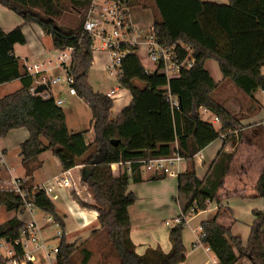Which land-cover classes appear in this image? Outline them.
I'll use <instances>...</instances> for the list:
<instances>
[{"label": "trees", "instance_id": "1", "mask_svg": "<svg viewBox=\"0 0 264 264\" xmlns=\"http://www.w3.org/2000/svg\"><path fill=\"white\" fill-rule=\"evenodd\" d=\"M114 1L128 7L133 3V0ZM152 2L153 34L163 45H175L178 58L189 60L191 65L181 67L178 75L167 78L158 71H148L132 51L122 60L118 78L119 86L127 89L132 99L110 119L113 100L104 93L94 92L87 82L92 40L82 33V25L90 0H0V5L18 15L25 24L34 23L48 34L53 48L74 47L69 73L77 96L90 109L94 134L87 143L86 131L68 130L64 111L54 103L53 97L43 99L29 92L32 77L20 69L13 53L15 44L25 42L22 28L17 26L7 33L0 28V84L16 79L21 83L18 90L0 96V137L17 128L28 131V138L20 144L22 165L28 177L37 168L38 154L45 150L52 152L63 171L81 166V180L87 184L95 204H80L91 206L98 213L99 228L91 236L104 233L111 247V251H104L105 256L115 255L116 264H180L186 254L182 241L185 219L204 210L208 202H215L218 211L201 221L198 240L213 252L217 264H234L243 256L252 264H264V208L253 211L245 245L217 221L221 208L217 191L233 158L232 153L224 151V145L235 134L223 137L224 144L203 179L197 177L193 159L194 154L227 130L240 129V116L230 114L213 96L219 84L204 67L206 60H214L223 80L243 92L264 91V0H227L224 4L203 0ZM69 11L78 13V24L73 28L58 25L56 20ZM170 97L176 98L177 108L172 106ZM202 108L218 119L217 129L200 117ZM175 154L184 158L186 168L176 175L175 201L180 221L169 229L170 250L147 247L138 254L130 238L128 213L136 196L128 190V184L129 180H143L141 167L132 164L129 171L124 168L118 176H113L109 165ZM164 176L157 174L151 179ZM27 185V179L20 181L21 187ZM255 191L256 196L264 198V166ZM34 198L36 207L51 214L62 230L55 264H89L93 252L87 240L81 244L68 242L64 225L45 191L36 190ZM0 207L18 215L22 199L14 191L0 190ZM17 215L0 224V237H10L19 230L23 218Z\"/></svg>", "mask_w": 264, "mask_h": 264}, {"label": "crops", "instance_id": "2", "mask_svg": "<svg viewBox=\"0 0 264 264\" xmlns=\"http://www.w3.org/2000/svg\"><path fill=\"white\" fill-rule=\"evenodd\" d=\"M203 1L212 2V0ZM219 1L218 4L227 3V0ZM131 16L135 25H142L136 16L132 14ZM17 26H21L25 42L24 44H15L13 53L18 59L22 71H24V66L26 64L43 62L53 58L50 53L53 50L51 37L45 34L38 25L34 23L25 24L18 15L0 5V28L7 33ZM151 28L152 25H150V29ZM137 55L139 59L141 55L142 59L147 61L146 65L140 59L142 65L147 70L153 68V64L147 60L142 51H139ZM106 61L107 56L105 52L99 51L92 53V63L88 71L87 82L94 92L99 91L94 88L96 84H93L94 82L90 80L91 72L94 71V77L98 78L100 73L107 71L105 68ZM204 67L209 71L213 80L219 84L218 88L213 93L214 98L220 101L230 114L240 116L238 120L240 129L237 134H235V137L229 139L224 145V151L232 153L233 158L229 163L222 184L217 191V196L221 205L217 221L222 226L229 228L231 234L238 236L242 241V245H245L253 222V211H261L264 208V198L256 196L255 191L257 180L264 166V91L257 89L247 94L229 81L223 80L218 65L214 60H206ZM46 73L50 76L62 75L63 70L52 65ZM116 80L117 86H119L118 79ZM117 86H115V89L110 90L115 92ZM20 87L21 83L18 79L2 83L0 84V96L12 93ZM50 91L54 98L62 100V104L65 103L66 105H70L69 107L72 111L80 109V107H78V109L75 107L76 100L82 101L85 106H87L86 102L79 96L69 95L67 89L62 85H53L50 87ZM131 99L130 92L125 88H121L117 97L112 99L113 106L110 109L109 118L114 119L119 112L131 102ZM61 108L63 109V107ZM68 109L69 108L63 109L68 130L71 132L85 130V140L87 143L91 142L94 137L90 124L91 118L87 120L89 121L88 128L79 129L77 115L79 116L81 111H78V114L71 112V118L70 121H68ZM112 109H114L113 113H111ZM199 112L202 119L208 120L218 127V123L208 111L202 108ZM28 136V131L25 128H17L10 130L4 137H0V149L5 158V164L0 170V190H9L13 185L14 179H27V186H35L46 180L54 179L58 176L61 177L63 175L62 172L64 171L57 158L50 150H45L38 154L36 158L35 164L37 168L32 172L30 177L26 176L25 169L22 165V157L20 155V144L25 141ZM88 139H90V141H88ZM42 140L46 143L45 139ZM223 144V138L220 136L194 154V166L199 179H203L211 162L214 160ZM80 168V165H76L69 169L73 185L78 189L80 196L70 197L67 195L68 189L64 188L54 191V198L52 199L55 211L64 225L65 237L66 234L69 235L66 237L68 242H74L75 239L83 236L86 227L92 225L91 230L93 231L99 228L97 211L93 207L85 208L80 204H95L89 193L86 194L85 198L81 196V192L86 190L88 186L81 180ZM185 168L186 162L185 160H181L173 168L175 172L174 175H165L164 178L152 180V176L160 173L143 171L141 173L142 181L132 182L129 180L128 190L136 195V201L128 207L131 224L130 238L135 245L136 253L142 254L147 247L156 246H159L164 252L170 250L171 245L168 241L169 228H166L165 233L159 231L160 229L156 230L153 228V222L160 221L164 215L160 211L150 214L152 211L149 212L150 210H148V208L143 207L140 200L145 196L146 202L149 204L150 201L151 204V200L153 202H155L156 198L158 200V197H156L157 194H170L171 197H173L177 192L176 175L177 173L183 172ZM131 183L142 184L144 186L143 191L131 190ZM161 188H165L166 191L162 192ZM134 206H136V208ZM68 207L71 208L72 212L68 211ZM171 210L177 217L179 214L178 205L175 204V210L172 205ZM217 211L218 205L215 202H208L204 210L192 214L187 219L182 230V241L186 249V254L184 260L180 264H217L215 255L208 247L202 244H195L201 221L210 219ZM169 213L170 212H168V214ZM14 215H17V213L14 212L12 216ZM17 216L22 218L20 214ZM74 219H76L77 222H75ZM83 221L85 224H83ZM163 224L164 226L170 225L168 220H165ZM150 233L153 235H148ZM91 234L92 232L86 237L83 236L78 244L92 237ZM234 250L236 252V249ZM89 264H110V262L107 260V256H105V252L102 250L100 253H93ZM234 264L252 263L247 257L243 256L238 258Z\"/></svg>", "mask_w": 264, "mask_h": 264}, {"label": "built area", "instance_id": "3", "mask_svg": "<svg viewBox=\"0 0 264 264\" xmlns=\"http://www.w3.org/2000/svg\"><path fill=\"white\" fill-rule=\"evenodd\" d=\"M82 33L88 35L92 40L91 53L105 52L107 61L106 70L116 79L119 78L122 60L132 51L137 54L142 51L147 60L153 64V68L148 71H158L167 78L178 75L181 67L190 66L191 62L187 59L180 60L176 51V46H166L160 43L159 39L153 34L152 28L144 32L139 29L132 20L130 7L125 3H119L114 0H90L86 10L85 19L82 25ZM73 46H67L63 49L53 48V58L47 61L26 64L24 72L32 77V83L29 92L32 95H39L43 99L53 97L50 87L53 85L64 86L69 95L76 96V90L73 85V76L69 73V68L73 63ZM53 60V62H52ZM59 67L63 70L62 75L50 76L46 72L51 66ZM39 84L46 86L41 92H35ZM114 91L110 90L106 96L113 99ZM54 103L58 106L62 104L61 99L54 98ZM172 106L177 108L176 98L170 97ZM217 122L218 119L214 117ZM239 129L227 130L221 135L223 138L227 134H237ZM181 160H184L178 154L166 157L145 158L139 160L118 161L111 163L109 168L113 176H118L122 169L130 170L132 164H139L141 172L151 171L164 175H174V166ZM5 164V158L0 149V170ZM61 177L46 180L35 186L21 187V179H14L13 185L9 190L20 195L22 207L20 215H27L23 220L19 230L10 237H0V264H36L41 260V264H55L58 253V246L49 243L50 237L45 231L57 229L50 236L53 238L62 236V230L57 221L49 213H45L37 220L35 214V191L42 189L51 199L54 198V191L58 189H68L67 195L79 197L80 193L71 180L69 169L62 172ZM178 174V173H177ZM86 191L90 194L88 188ZM91 195V194H90ZM68 211L71 208L68 207ZM188 219V218H187ZM185 219V223L187 222ZM179 218L174 219V223L179 222ZM83 224L84 221H83ZM185 225V224H184ZM198 228L196 244L199 243Z\"/></svg>", "mask_w": 264, "mask_h": 264}, {"label": "rangeland", "instance_id": "4", "mask_svg": "<svg viewBox=\"0 0 264 264\" xmlns=\"http://www.w3.org/2000/svg\"><path fill=\"white\" fill-rule=\"evenodd\" d=\"M222 1H226V0H222ZM212 2L218 3L220 2L219 0H212ZM131 14L136 16V18L139 20V22L142 25H138L136 24L139 29L143 30L144 32L149 31L150 30V25H152L153 22V18H154V9H153V2L152 0H133V3L131 5ZM79 22V15L76 11H69L66 12L64 14H62L61 17H59L56 20V23L60 26H67V27H75ZM51 53V57L53 56V50L50 52ZM49 59V58H47ZM140 59L141 61L146 64L147 61L145 59H142V56L140 55ZM147 65V64H146ZM94 71L91 72L90 75V80L92 82H94L93 84H96V86H94V88L102 93H106L108 92L110 89H115V86H117V80L115 77L111 76L109 74L108 71L104 72V73H100V75L97 77H94ZM136 84L139 86H142L143 84L139 81H136ZM121 91V87L117 86V89L115 90V93L113 95V97H117L118 93H120ZM70 105H66L65 103L61 105V107H63V109H68V121H70V114L72 113H76L78 114V111H81L80 115H77V121H78V128L79 129H84V128H88V123L89 121H87L88 119L91 118L90 115V110L87 106H85V104L82 101L76 100V104L75 107L76 109H78V107H80L79 110L76 111H72L71 108L69 107ZM114 109L111 110V113H113ZM74 115V114H73ZM215 128L217 129L218 127L216 125H214ZM85 131V130H82ZM88 141H90V139H88ZM150 173V171H147ZM146 172V173H147ZM130 188L131 190H137V191H143L144 186L142 184L139 183H131L130 184ZM159 191V190H158ZM161 191H166L165 188H161ZM86 194H88V192L86 190H83V192H81V196H83L84 198L86 197ZM136 196V195H135ZM158 200L157 198L155 199V202H153L151 200V204L149 201V204L146 202V197L144 196L140 201L142 202L143 207L148 208V210H150L149 212H151L150 214H154L158 211H160L164 216L162 217L161 220L163 221H157V222H153V228L156 230H159L163 233H165L166 228H171L172 225L174 224V218L176 217V215H174V212L171 210L172 205L174 206V210H175V197L176 194L171 197L170 194H165V195H159L157 194ZM93 202V201H90ZM94 203V202H93ZM136 208V206H134ZM152 207V209H151ZM85 208H91V206L89 207H85ZM158 208V209H157ZM157 209V210H156ZM168 212H170L168 214ZM13 211L9 212L6 211L3 207H0V224L5 222L6 220H8L9 218H11V216L13 215ZM44 213L39 210L38 208H35V218L37 220H39L41 218V216ZM23 219H25L27 217V215H22L21 216ZM165 220H168L169 222V226H164L163 222ZM75 222H77L76 219H74ZM193 223V222H192ZM91 226L86 227L85 233H84V237H86L89 233H91L93 230H91ZM152 228V227H151ZM57 229H49L47 228L45 231V235L47 234L50 237L49 243L51 245H56L59 242V238L58 237H51L50 235L54 233V231H56ZM148 235H153V234H148ZM156 235V234H155ZM69 235L66 234V237H68ZM81 236L80 238H77L74 240L75 243H79V240L83 237ZM157 236V235H156ZM169 241V240H168ZM170 243V242H169ZM87 246L89 249L92 250L93 253H100L102 250L103 251H108L110 249L111 251V247H110V243L109 241L106 239V236L104 235V233H99L97 236L94 237H90L87 240ZM139 249V248H138ZM114 255V254H113ZM115 257V255H114ZM113 256H111L109 254V256L107 257V260L110 262V264H116V260ZM36 264H41V260H38L35 262Z\"/></svg>", "mask_w": 264, "mask_h": 264}, {"label": "water", "instance_id": "5", "mask_svg": "<svg viewBox=\"0 0 264 264\" xmlns=\"http://www.w3.org/2000/svg\"><path fill=\"white\" fill-rule=\"evenodd\" d=\"M45 88H46V86L44 84H39L36 86L35 92H41Z\"/></svg>", "mask_w": 264, "mask_h": 264}]
</instances>
